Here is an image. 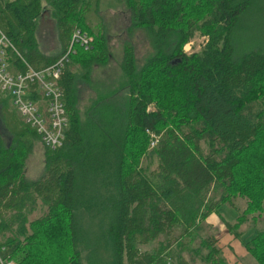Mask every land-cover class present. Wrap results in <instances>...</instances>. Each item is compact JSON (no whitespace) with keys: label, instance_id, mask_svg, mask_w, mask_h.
Instances as JSON below:
<instances>
[{"label":"trees","instance_id":"1","mask_svg":"<svg viewBox=\"0 0 264 264\" xmlns=\"http://www.w3.org/2000/svg\"><path fill=\"white\" fill-rule=\"evenodd\" d=\"M99 1L0 0V27L42 67L33 60L43 58L33 33L46 2L65 37L62 52L74 27L93 36L89 50L77 44L71 54L89 74L109 56ZM126 2L132 24L147 31L154 51L138 66L133 44L124 43L119 89L127 92L117 102L113 93L100 96L83 123L70 103L73 76H61L69 127L63 146L44 147L36 179H27L24 168L40 139L0 99L15 121L10 129L4 114L10 143L0 135V253L16 264H190L183 252L219 203L245 199L236 223L224 220L239 240L236 229L247 216L264 217V50L239 54L233 40L252 0ZM197 30L209 40L187 53L184 44ZM10 57L23 66L16 54ZM44 58L43 66L55 60ZM147 130L159 135L151 151ZM146 155L156 158L155 170L141 165ZM218 190V199L211 196ZM39 204L43 214L30 218ZM153 242L156 248L141 250ZM241 242L264 264V227ZM200 246L208 249L207 262L228 264L212 236Z\"/></svg>","mask_w":264,"mask_h":264},{"label":"rangeland","instance_id":"2","mask_svg":"<svg viewBox=\"0 0 264 264\" xmlns=\"http://www.w3.org/2000/svg\"><path fill=\"white\" fill-rule=\"evenodd\" d=\"M98 14L101 15L105 32L107 35L109 56L104 64H94L90 73V85L79 82V116L83 123L86 119L87 106L91 102V96H102L113 93L112 98L117 102L127 92L126 89L119 87L124 81L122 70L123 47L124 43H132L135 49L137 65L140 66L146 57L154 51V46L150 36L143 28L135 27L132 24L131 12L126 0H100ZM95 23V21H93ZM209 40L207 33L197 30L194 35L184 44V51L187 53L198 52ZM234 46L237 53L245 50L260 48L264 50V0H252L250 5L240 16L233 31ZM151 110H155L154 104L150 105ZM18 114V113H17ZM16 114V115H17ZM19 120V117L16 116ZM12 119H9L8 126L13 129L15 125ZM0 133L6 144L9 143L10 135L4 129L0 116ZM201 146L206 151L207 146L204 141ZM148 151L153 148L150 146V137ZM45 148L41 142L36 141L25 162V172L28 178L38 177L44 168ZM141 165L149 171L157 167L155 157L146 155L142 158ZM221 190L212 192L211 196L219 198ZM245 208V199L235 198L233 204L219 203V208L202 222L200 230L191 241L189 248L183 252L184 258L190 264H211L204 257L208 249L200 246V241L204 237L212 236L216 239V246L220 248V257H223L228 264H256L252 257L246 252L239 253L238 250L246 251L242 240L250 239L256 232V229L264 227V217L252 218L247 216L246 220L236 229L241 233V239L227 236V228L224 220L231 224L236 223V216L240 215ZM44 208L39 204L30 218H36L43 214ZM228 232V231H227ZM162 240V237L159 240ZM157 242L148 243L140 246L141 250L151 251L156 248ZM16 262V261H15ZM86 264L85 261H83Z\"/></svg>","mask_w":264,"mask_h":264},{"label":"built area","instance_id":"3","mask_svg":"<svg viewBox=\"0 0 264 264\" xmlns=\"http://www.w3.org/2000/svg\"><path fill=\"white\" fill-rule=\"evenodd\" d=\"M92 42L93 36L76 26L71 32L67 48L53 62L35 67L0 27V91L10 96L22 122L36 132L43 146L48 149L55 150L63 146L69 127L64 89L59 79L71 60V54L76 51V45L89 50ZM12 52L22 60V67H15L10 57ZM147 133L150 146L154 148L159 135L149 130ZM0 264L16 262L3 258L0 253Z\"/></svg>","mask_w":264,"mask_h":264},{"label":"crops","instance_id":"4","mask_svg":"<svg viewBox=\"0 0 264 264\" xmlns=\"http://www.w3.org/2000/svg\"><path fill=\"white\" fill-rule=\"evenodd\" d=\"M45 6V9L43 10V12H41V14L36 18V25H35V29H34V33H33V38L35 43L33 44V47H35L36 51L42 55L43 58H38V57H34L36 59L34 60V63H36V65L38 66H43L44 61L46 60L44 57L46 58H51V59H56L58 57V55L62 52L64 46L66 45L65 43V37L62 36L61 33V28L59 26V21L56 17V15L53 13L51 7L45 2L43 4ZM28 46H26V44H24V51H27ZM108 43H107V50H108ZM95 64H104V63H95ZM94 65V64H93ZM92 65V66H93ZM16 68H19L18 66L15 65ZM92 69V67H91ZM68 73V75L73 76L72 79V91L69 89V98L72 100H70V103H74L75 107L78 110L79 107V90H78V85L77 83L79 82H84L85 85H90V73L91 70L88 73H86L83 68L81 67V63L78 60H71V62L68 64L67 68L65 69L64 73L62 74V76L64 74ZM71 78V77H70ZM61 85L64 89V96H65V86L64 84L61 82ZM95 93H93L92 95H90L91 98V102L90 104L87 106L88 110L91 106L94 105V103L100 98V96L97 97V95H94ZM0 99L5 100L7 99V110L9 111H14L17 114V111L15 110L14 106L11 103V99L10 96L7 94H4L0 91ZM0 100V116H1V122L2 125L4 127V129L6 130V132L10 135V140L9 143L12 139L11 137V133L8 131L5 123H4V114H6V118L9 120L10 115L6 112V110H3V103ZM87 110V112H88ZM86 112V114H87ZM79 113V110H78ZM17 116L19 117V119L21 120L19 114H17ZM87 116V115H86ZM80 119V116H79ZM22 121V120H21ZM1 135V133H0ZM2 136V135H1ZM3 138V137H2ZM40 142V141H38ZM44 169V168H43ZM41 175V174H40ZM25 176L27 177V179L33 180L31 178H28V176L26 175L25 172ZM39 177V176H38ZM37 178V177H36ZM34 178V179H36ZM211 216V215H210ZM209 216V217H210ZM226 235L230 236V234L226 231ZM231 237V236H230ZM234 237L232 236V239ZM239 253H243V255H245L246 251H242V250H238Z\"/></svg>","mask_w":264,"mask_h":264}]
</instances>
